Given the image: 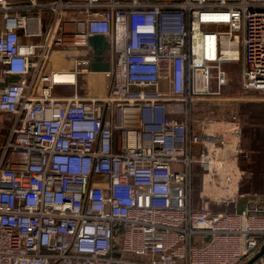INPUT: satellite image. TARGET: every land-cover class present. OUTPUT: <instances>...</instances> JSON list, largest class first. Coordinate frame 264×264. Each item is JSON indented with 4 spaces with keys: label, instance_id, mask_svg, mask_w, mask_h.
Here are the masks:
<instances>
[{
    "label": "built area",
    "instance_id": "obj_1",
    "mask_svg": "<svg viewBox=\"0 0 264 264\" xmlns=\"http://www.w3.org/2000/svg\"><path fill=\"white\" fill-rule=\"evenodd\" d=\"M96 36L110 44L107 92L82 96ZM231 64L241 91L227 98ZM253 94L264 0H0V264L252 257L264 214L217 207L239 191V106Z\"/></svg>",
    "mask_w": 264,
    "mask_h": 264
},
{
    "label": "crops",
    "instance_id": "obj_2",
    "mask_svg": "<svg viewBox=\"0 0 264 264\" xmlns=\"http://www.w3.org/2000/svg\"><path fill=\"white\" fill-rule=\"evenodd\" d=\"M90 52L91 56V70L98 73L99 83H94L88 86L89 82L85 86H81L80 80L76 88L79 95L82 96H103L106 94V80L102 77L101 72L110 69V44L107 39L101 36L92 37L90 39ZM93 55H95L92 61ZM61 62H57L59 67H65L66 62L60 56ZM61 63V64H60ZM15 80V79H13ZM62 93L70 94L74 91L73 87H63L60 89ZM239 115L241 119L243 136L242 146L245 157L246 153H249L252 159V164L246 167L241 166L239 161L238 168L243 173L239 182V191L235 198V201L230 203L229 206L217 207L218 210H226L229 212H243V211H255L264 214V95L253 94L243 96L239 106ZM250 169V171H248ZM247 171L249 176H247ZM201 175V173H200ZM196 182H199V189L194 197L196 206L201 205L200 200V176L195 178ZM195 193V192H194ZM214 207V206H212ZM216 208V209H217ZM264 249V238L259 242V248L254 255L249 259H245L240 264H246L251 258L260 253ZM264 264V255L255 263Z\"/></svg>",
    "mask_w": 264,
    "mask_h": 264
},
{
    "label": "rangeland",
    "instance_id": "obj_3",
    "mask_svg": "<svg viewBox=\"0 0 264 264\" xmlns=\"http://www.w3.org/2000/svg\"><path fill=\"white\" fill-rule=\"evenodd\" d=\"M56 49H60V47H58ZM71 51H73V50H71ZM94 57H95V55H93L92 61H93ZM70 61H71V57H67L66 59H64V62H66V66L62 67L63 70H71L72 62L70 63ZM53 62L54 63L60 62V58L55 59ZM93 62H96V60ZM56 67H58V66L56 65ZM51 69L52 68H49V70H51ZM226 70H227L228 75H229V84L225 88V90L223 91V95H225L227 98L229 96H231V97L238 96L240 94V91H241L240 86H239V84H240V67L238 64H231V65L226 66ZM98 77H99V75H96V74L80 76L78 78V81L80 80L81 86H85L87 88L86 84L88 82H89L88 86H90V87H91V85H93V82L99 83ZM214 89L215 88H213V90ZM58 93H62V91L59 90ZM62 94H64V93H62ZM205 110L210 111L211 109H205Z\"/></svg>",
    "mask_w": 264,
    "mask_h": 264
},
{
    "label": "trees",
    "instance_id": "obj_4",
    "mask_svg": "<svg viewBox=\"0 0 264 264\" xmlns=\"http://www.w3.org/2000/svg\"><path fill=\"white\" fill-rule=\"evenodd\" d=\"M6 130H7V126H5V127L0 129V143H1L3 137H4L5 133H6ZM240 160H241L240 165L243 166V167L244 166L246 167L247 165H250V163L252 162V159H251V156L249 155V153H246V156L242 157ZM248 171H250V169ZM248 171H247V176H249ZM200 173H201V170L199 169V167L195 166L194 167V176H195V178L198 179L199 176H200ZM195 186H196V188H195L194 197L196 196V192L199 189V182H196Z\"/></svg>",
    "mask_w": 264,
    "mask_h": 264
},
{
    "label": "bare ground",
    "instance_id": "obj_5",
    "mask_svg": "<svg viewBox=\"0 0 264 264\" xmlns=\"http://www.w3.org/2000/svg\"><path fill=\"white\" fill-rule=\"evenodd\" d=\"M211 44L208 43V47L210 48ZM61 62V61H60ZM61 64V63H60ZM75 76L72 72L68 71H59L56 73V81L66 83V82H75Z\"/></svg>",
    "mask_w": 264,
    "mask_h": 264
},
{
    "label": "water",
    "instance_id": "obj_6",
    "mask_svg": "<svg viewBox=\"0 0 264 264\" xmlns=\"http://www.w3.org/2000/svg\"><path fill=\"white\" fill-rule=\"evenodd\" d=\"M264 255V249L255 255L253 258H251L246 264H255L262 256Z\"/></svg>",
    "mask_w": 264,
    "mask_h": 264
}]
</instances>
